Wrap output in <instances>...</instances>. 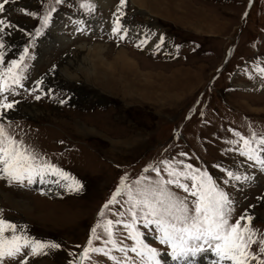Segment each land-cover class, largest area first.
<instances>
[{
    "label": "rangeland",
    "instance_id": "obj_1",
    "mask_svg": "<svg viewBox=\"0 0 264 264\" xmlns=\"http://www.w3.org/2000/svg\"><path fill=\"white\" fill-rule=\"evenodd\" d=\"M119 5L120 0H9L0 12L7 25L0 31V70L13 61L24 69L22 86L13 85L16 94H3L14 106L0 109V125L82 186L70 191L25 181L21 187L0 179V218L18 233L59 245L36 256L24 249L3 264H139L135 253L105 242L102 226L91 246L104 252L89 258L82 253L98 223L131 221L126 190L104 208L122 178L133 190L138 180L139 187L166 180L162 161L180 171L185 164L206 171L232 201L230 222L245 216V224L251 217L256 239L264 237V170L239 154L243 141L234 135L264 136V75L258 71L264 68V0H126L118 11ZM50 11L48 26L37 36L41 17ZM117 17L120 31L113 33ZM146 35L153 39L137 47ZM159 37L164 40L157 49ZM102 50L107 65L98 62ZM122 50L135 60L134 68H122ZM228 171L242 179H230ZM181 181L191 186V180ZM168 188L181 199L188 196ZM137 227L163 263L176 264L167 255L171 250L154 239V226ZM113 234L120 247H132L123 224ZM252 251L258 253L259 245ZM215 260L202 253L189 264Z\"/></svg>",
    "mask_w": 264,
    "mask_h": 264
},
{
    "label": "snow or ice",
    "instance_id": "obj_2",
    "mask_svg": "<svg viewBox=\"0 0 264 264\" xmlns=\"http://www.w3.org/2000/svg\"><path fill=\"white\" fill-rule=\"evenodd\" d=\"M8 2L9 0H3L0 3V12L4 10V6ZM55 2L59 4L62 0H55ZM125 3L126 0H120L117 10L120 11ZM80 7L89 11L94 8L91 3H82ZM52 11H55V8ZM50 17L51 11L41 17L42 27L37 30V36L41 35L42 29L48 26ZM6 26L5 21L0 20V31H3ZM118 31H120L119 17H117L116 26L113 27V33ZM150 38V35H146L137 47L146 44ZM158 39L160 43L156 44L157 49L163 44L164 38L159 37ZM25 53H27V49H25ZM0 60H2V53H0ZM20 60H24L23 55ZM23 71V68H19L18 61H13L7 69L0 70V96H3L4 93L16 94L13 85L22 86ZM258 71L264 75V68H260ZM36 99H40V97L37 96ZM13 106L14 102H8L7 96L0 99V109H11ZM234 135L243 141L239 154L245 156L247 160L259 164L261 170H264V136L258 138L255 133L249 138L240 136L239 133H234ZM238 142L229 141L232 144ZM253 144L256 146L253 147ZM162 163L164 171L168 175L166 180L161 178L149 181L143 187H139L140 181L138 180L135 182L138 187L133 190L124 185L122 178V187L117 188L116 193L104 205V208L116 202V196L126 190L128 199L125 203L129 205L127 212L131 216V221L125 222L117 219L116 221L107 220L103 225L98 223L92 229L93 237L88 240V247L84 248L82 258H89L90 253L104 252L103 249L91 246L93 238L99 239L96 229L102 226L104 234L108 237L105 242L111 243L117 251L125 254L129 251L135 253L140 258L139 264H162L161 254L156 248L150 247L145 242V234L140 232L137 227L138 223H142L144 228L154 226L155 232L159 233L154 236V239L171 250L167 255L176 264H189V261L198 254L209 252L216 257L214 264H252V262L264 264V237L256 239L258 233L250 226L251 217H247L248 223L245 224L241 223L245 220V216H241L235 223L230 222L233 211L232 201L206 171L195 169L190 164H185L184 170L180 171L167 161H162ZM155 171L159 176L160 170L155 169ZM227 176L237 181L242 179L240 175L230 171L227 172ZM52 177L55 179H51ZM181 177L185 181L191 180V186L182 182ZM0 179H7L9 183H18L21 187L25 186V181L28 185L37 182L41 184L54 183L70 191H79L82 187L79 181L71 177L69 173L51 164L44 157L39 156L9 135L2 125H0ZM243 179L247 180L249 177L245 176ZM61 181H65V183H61ZM225 183L228 181L226 180ZM169 185L182 189L188 196L183 199L177 197L168 188ZM189 197L194 199L189 201ZM103 214L102 209L100 216L103 217ZM116 215L122 217L124 213ZM118 224H123L127 230L126 238L133 241L131 248L120 247L113 238V229ZM6 232H10L11 235L6 236ZM253 244L259 245L258 253L252 251ZM58 247L57 243L41 242L28 237L23 234V230L18 233L15 224L0 218V264H3L6 258L15 259L24 252V249H30V254L36 256L46 254V249ZM109 258L116 260L112 256ZM21 264H26V261H21ZM116 264H119V261Z\"/></svg>",
    "mask_w": 264,
    "mask_h": 264
},
{
    "label": "bare ground",
    "instance_id": "obj_3",
    "mask_svg": "<svg viewBox=\"0 0 264 264\" xmlns=\"http://www.w3.org/2000/svg\"><path fill=\"white\" fill-rule=\"evenodd\" d=\"M104 2H105V0H104ZM107 2V1H106ZM150 37L153 39V37L150 35ZM150 38V39H151ZM157 39H155V40H153V41H151L150 43V45H152V42H155ZM98 49V48H97ZM96 50V49H95ZM86 51V50H85ZM97 51V50H96ZM104 50H102V51H99L100 52V54H98L97 56L99 57V59H98V62H100V63H102L103 62V64H106L107 62L106 61H101L100 59L102 58L103 59V56H100L101 54H102V52H103ZM88 52V51H87ZM87 52H86V54H87ZM90 53H91V51H90ZM95 53V52H94ZM94 53H92V54H94ZM106 53V52H105ZM85 54V55H86ZM87 56V55H86ZM85 56V57H86ZM117 56H119V58H120V60H121V62H122V68H125V67H131V68H134V65H136V62H135V60L133 59V58H131L130 56H127L126 54H125V52L122 50V51H118L117 52ZM89 59H90V57H89ZM104 60V59H103ZM90 61H91V59H90ZM92 62V61H91ZM113 63V62H112ZM85 65V64H84ZM107 65V64H106ZM87 67V66H86ZM88 67H90V66H88ZM115 67H116V65H115ZM114 66H111V65H109L108 66V69L109 70H111V71H113V72H117V68H115ZM90 68H92V66L90 67ZM93 68H94V66H93ZM87 70V69H86ZM92 70V69H91ZM72 71V70H71ZM85 71V70H84ZM90 71V70H89ZM85 75H87V77H89V75H90V73H88V71H87V74L85 73V72H83ZM92 73V72H91ZM73 74V73H72ZM109 74H111V73H109ZM121 75V74H120ZM91 76V75H90ZM76 78V77H75ZM84 78V77H83ZM86 80V79H85ZM2 195V194H1Z\"/></svg>",
    "mask_w": 264,
    "mask_h": 264
},
{
    "label": "crops",
    "instance_id": "obj_4",
    "mask_svg": "<svg viewBox=\"0 0 264 264\" xmlns=\"http://www.w3.org/2000/svg\"><path fill=\"white\" fill-rule=\"evenodd\" d=\"M205 26H206L207 28L209 27V28H208V32H212V29H211L212 26H209V23H207Z\"/></svg>",
    "mask_w": 264,
    "mask_h": 264
}]
</instances>
